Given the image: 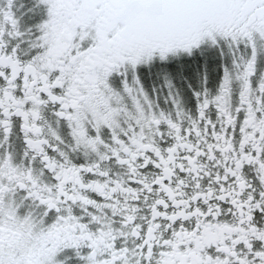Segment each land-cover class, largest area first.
<instances>
[{
	"label": "snow or ice",
	"instance_id": "6c2138e0",
	"mask_svg": "<svg viewBox=\"0 0 264 264\" xmlns=\"http://www.w3.org/2000/svg\"><path fill=\"white\" fill-rule=\"evenodd\" d=\"M262 61L264 0H0V264H264Z\"/></svg>",
	"mask_w": 264,
	"mask_h": 264
},
{
	"label": "flooded vegetation",
	"instance_id": "af4514ba",
	"mask_svg": "<svg viewBox=\"0 0 264 264\" xmlns=\"http://www.w3.org/2000/svg\"><path fill=\"white\" fill-rule=\"evenodd\" d=\"M205 62H207L206 63L207 70L211 73L213 69L218 68L219 65L218 54L214 52L211 53L210 57L206 55V57H204L203 59L198 58L197 64L199 66V70L201 74L205 70ZM262 67H264V61H262ZM196 68L197 65H193V68L189 69L186 73V75L190 78L189 82L192 83L194 87L197 85V78L195 75Z\"/></svg>",
	"mask_w": 264,
	"mask_h": 264
},
{
	"label": "rangeland",
	"instance_id": "374dc122",
	"mask_svg": "<svg viewBox=\"0 0 264 264\" xmlns=\"http://www.w3.org/2000/svg\"><path fill=\"white\" fill-rule=\"evenodd\" d=\"M211 53H214V52L206 53V54H205V57H206V55H208V56L210 57Z\"/></svg>",
	"mask_w": 264,
	"mask_h": 264
}]
</instances>
